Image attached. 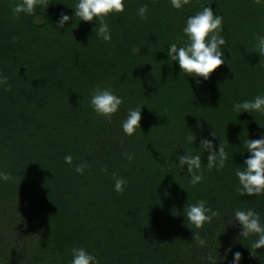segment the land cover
Here are the masks:
<instances>
[{"label":"trees","instance_id":"1","mask_svg":"<svg viewBox=\"0 0 264 264\" xmlns=\"http://www.w3.org/2000/svg\"><path fill=\"white\" fill-rule=\"evenodd\" d=\"M14 2L0 0V171L10 176L0 180V264H71L73 247L99 264H233L236 251L240 264H264V249L252 255L255 237L241 238L233 220L235 209L252 208L264 221V193L242 196L235 176L250 155L242 141L264 131V113L232 108L264 93L255 49L264 0H188L181 9L125 0V11L106 20L108 42L95 38L99 22L76 19V0H44L20 19ZM205 6L223 16L225 63L197 84L169 64L167 49L183 45L187 18ZM61 12L72 17L66 29L57 28ZM96 85L123 99L111 121L90 106ZM131 107H142V120L129 137L121 123ZM191 129L198 139L189 144ZM203 137L217 151L223 143L227 159L209 169L200 152L203 180L193 186L173 165L178 154H196ZM79 163L88 165L83 174ZM113 174L127 180L123 192ZM201 199L218 214L195 229L183 210Z\"/></svg>","mask_w":264,"mask_h":264},{"label":"clouds","instance_id":"2","mask_svg":"<svg viewBox=\"0 0 264 264\" xmlns=\"http://www.w3.org/2000/svg\"><path fill=\"white\" fill-rule=\"evenodd\" d=\"M174 9H181L188 0H170ZM44 0H15L12 6V13L15 19H20L23 15H33L36 7H42ZM74 15L79 21L99 22L94 29L95 38H100L105 42L111 41V30L106 22L110 15L120 14L125 11V0H76ZM148 5L144 4L138 9L140 19H146ZM72 20L67 13L61 12L58 27L66 29V25ZM223 16L219 13L214 14L209 6L187 18L186 24L182 31L187 38L182 46L177 43H170L167 49L169 64L173 62L179 65L181 75L193 77L197 84L202 81H208L212 74L225 63L224 52L221 47L226 44L223 33ZM256 53L264 56V35H258L255 43ZM202 78V79H201ZM7 77L0 75V85L6 84ZM123 103L122 97L116 95L110 87L96 85L90 93V106L97 116L103 117L109 121L116 115ZM235 112L264 113V93H258L252 99H245L236 102L232 106ZM142 107H131L127 110L126 116L121 123L125 135L131 137L138 129H141ZM196 127L202 128L200 119H197ZM264 129V127H262ZM211 135L215 136L212 132ZM184 141L191 144L197 141L198 137L191 129L183 137ZM243 147L247 149L250 155L245 159L243 169L237 167L235 176L238 178V191L242 196H259L264 193V131L257 139L242 141ZM200 147L197 153L193 154L186 151V154H178V166L184 169L190 176V183L195 186L203 180L201 172L202 161L200 152L207 153V167L209 169H222L225 166L227 154L225 153L223 143L219 146L218 151L215 149L213 140L207 137L200 138ZM65 163L71 165L73 157L66 155ZM86 163H79L75 171L83 174ZM10 176L6 172L0 171V180L7 181ZM114 191L120 193L124 191L127 180L113 174ZM183 216L186 224H190L195 229H201L206 222L211 221L212 217L218 213L212 208L206 206V202L201 199L193 204H186L183 210ZM234 223L238 222L242 228L241 238L255 237L251 241L250 252L252 250L264 249V221L258 212L252 208L235 209L233 213ZM233 223V224H234ZM203 244L204 241L200 240ZM232 253V249H228ZM233 254V264H240L242 254L236 251ZM71 264H99L98 258L88 252L84 247H73L71 249Z\"/></svg>","mask_w":264,"mask_h":264}]
</instances>
